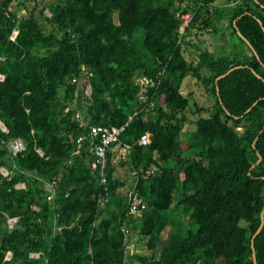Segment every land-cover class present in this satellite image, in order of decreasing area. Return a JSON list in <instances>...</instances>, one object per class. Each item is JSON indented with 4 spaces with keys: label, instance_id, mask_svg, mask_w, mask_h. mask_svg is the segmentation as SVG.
I'll use <instances>...</instances> for the list:
<instances>
[{
    "label": "trees",
    "instance_id": "16d2710c",
    "mask_svg": "<svg viewBox=\"0 0 264 264\" xmlns=\"http://www.w3.org/2000/svg\"><path fill=\"white\" fill-rule=\"evenodd\" d=\"M218 1L51 0L41 10L52 14L47 32L33 12L18 18L19 0H0V122L9 131L0 129V168L13 172L10 181L0 174V264H264V226L256 236L264 213V0L226 8ZM222 22L238 52L216 57L197 41L222 33ZM191 47L197 61L185 57ZM138 73L157 86L143 93ZM190 74L217 100L196 121L180 89ZM86 76L91 98L72 82ZM94 126L124 127L108 152L107 192L89 143L74 155ZM145 134L152 143L142 147ZM14 139L25 142L24 156L11 157ZM126 146L123 165L154 170L138 182L146 203L139 217L127 215L124 183L114 177ZM20 183L26 188L16 189ZM126 231L146 240L145 254L127 250Z\"/></svg>",
    "mask_w": 264,
    "mask_h": 264
},
{
    "label": "built area",
    "instance_id": "2783aa9c",
    "mask_svg": "<svg viewBox=\"0 0 264 264\" xmlns=\"http://www.w3.org/2000/svg\"><path fill=\"white\" fill-rule=\"evenodd\" d=\"M5 1V0H1ZM193 15H186L184 16V25L182 26L180 33L183 34L185 32L186 27L189 25L190 21L192 20ZM19 34V30L16 29L14 33L11 36L12 41H16L17 37ZM5 60L4 57L0 56V61L3 62ZM5 80V76L0 75V82ZM74 84H79L81 87H86L85 93L86 95L91 98L92 97V87L90 86V81L89 77H83L81 81H78L77 79H74L72 81ZM135 82L138 86L142 88V92L146 93L150 88H155L157 86L156 82L153 80L149 79L146 75L143 73H138L137 76L135 77ZM76 121L80 123V127L86 128V124L83 122V119L80 114L76 115ZM0 129L4 133H9L7 127L0 122ZM124 131L123 128H116V127H102V126H94L90 129L89 134L81 137L78 141V149L74 153V155H79L82 146L85 142L89 143L90 149L93 151V156H92V161H91V168L95 172L100 173V182L101 185L106 188V192L108 191L107 185H108V178L106 175V170L108 169V152L109 150L115 145L118 146L120 144V135ZM152 143V138L151 135L145 134L141 137V139L138 141V144L142 147H147L151 145ZM3 144L0 143V148L2 147ZM114 146V147H115ZM9 153L11 157L16 158L17 156H24V153L27 149L25 142L22 139H14L11 140L7 144ZM37 152L43 157L44 152L41 149H38ZM120 152H123L121 154V160L127 159L128 154L130 153V146L124 147ZM119 152V154H120ZM154 170H149L146 173L142 172H137L133 171L132 176H133V183L131 188L127 192V197L129 199L128 207H127V215L128 216H136L139 217L142 215L143 211L146 208V203L145 200L140 196V193L137 190L138 182L140 177L143 175L144 178L149 177V175L153 174ZM0 174L7 180L12 179L13 172L8 170L6 167H1L0 168ZM48 190L50 191L49 196H48V201L53 202L55 200V197L57 195V182L53 181L52 183L47 184ZM26 184L25 183H20L16 185V189H25ZM108 200H104L101 202L100 206L101 208L106 205V202ZM34 210L39 211V208L37 206L33 207ZM102 208V209H103ZM18 222V219H10L9 224L11 228H14L15 224ZM130 238V232L126 231V242L128 245V241ZM41 257L40 253H32L30 255L31 259L34 260H39ZM6 260L10 261L12 260V253H8Z\"/></svg>",
    "mask_w": 264,
    "mask_h": 264
},
{
    "label": "rangeland",
    "instance_id": "374dc122",
    "mask_svg": "<svg viewBox=\"0 0 264 264\" xmlns=\"http://www.w3.org/2000/svg\"><path fill=\"white\" fill-rule=\"evenodd\" d=\"M51 0H19V4H16L15 11L18 15V18L21 20L23 18H29V14L33 12L39 22L42 24L43 28L49 32L51 29V26L45 19L46 17H52V14L47 10L44 14H41V10L45 8V6L50 2ZM235 2H232V0H219L217 2V5L221 8L226 7H232L235 5ZM184 25V24H183ZM182 25V26H183ZM221 29L224 31L218 35H212V36H206L203 39V42H198L197 45H199L202 49H209L212 53L215 54L216 57L220 56H226L229 55L230 52H238L237 48L234 47L236 45L235 39L233 38V34L231 30H229V25L227 23L221 24ZM52 30V29H51ZM205 45V46H204ZM197 47H191L190 52L185 53V57L192 61H197L198 53L200 52ZM246 51L249 53V50L246 49ZM250 54V53H249ZM181 92L185 97H188L191 101L190 108H189V117L192 119V121H196L199 117H208L210 116V113L214 112V107L217 103L216 97L213 94L212 91L206 90L205 86L200 82L195 76L190 74L181 84L180 86ZM62 95V94H61ZM194 129V126L188 125L186 127V131H190ZM119 147V146H118ZM116 147V149H118ZM121 154L123 152H120L119 155H117L114 159V165L116 166V171L114 174V177L120 182L124 183V186L121 187L118 191L121 195H127L128 188L132 186V183L134 181L132 173L133 171L129 168V166H125L123 164L126 163L127 160H121ZM123 163V164H122ZM182 199V194L177 193L176 194V200ZM105 208V205H103ZM103 208V207H102ZM175 212L176 215H180V211H171ZM194 231L197 230V227H192ZM168 230H165L163 233V241L165 242L167 240L168 236ZM132 235L129 238L128 241V251L136 252L138 254H145L147 252L146 250V240L140 238L137 234H130ZM133 245H135L133 248H131Z\"/></svg>",
    "mask_w": 264,
    "mask_h": 264
},
{
    "label": "water",
    "instance_id": "95a60500",
    "mask_svg": "<svg viewBox=\"0 0 264 264\" xmlns=\"http://www.w3.org/2000/svg\"><path fill=\"white\" fill-rule=\"evenodd\" d=\"M236 69H238V68L232 69L231 71H229L226 75L222 76L221 78H224V77L228 76L230 73H232V72H233L234 70H236ZM260 161H262V160H260ZM262 219H263V225H262L260 231L256 234V236L259 235V233H260V232L262 231V229H263V226H264V213H263ZM256 236H255L254 239H253V248H254V241H255ZM255 263L257 264V260H255Z\"/></svg>",
    "mask_w": 264,
    "mask_h": 264
},
{
    "label": "crops",
    "instance_id": "0c3cea01",
    "mask_svg": "<svg viewBox=\"0 0 264 264\" xmlns=\"http://www.w3.org/2000/svg\"><path fill=\"white\" fill-rule=\"evenodd\" d=\"M117 155H119V152L117 153ZM117 166V165H116ZM115 165H114V167H116ZM130 189V187L128 188V190ZM132 234V233H131ZM134 234V233H133ZM130 236H132V235H130ZM135 245H133L131 248H133Z\"/></svg>",
    "mask_w": 264,
    "mask_h": 264
},
{
    "label": "clouds",
    "instance_id": "9594fccd",
    "mask_svg": "<svg viewBox=\"0 0 264 264\" xmlns=\"http://www.w3.org/2000/svg\"><path fill=\"white\" fill-rule=\"evenodd\" d=\"M18 219V218H17ZM131 237V236H130ZM128 246V245H127ZM127 250H128V247H127ZM126 264H128V263H126Z\"/></svg>",
    "mask_w": 264,
    "mask_h": 264
}]
</instances>
